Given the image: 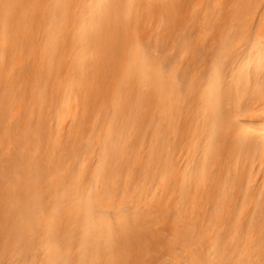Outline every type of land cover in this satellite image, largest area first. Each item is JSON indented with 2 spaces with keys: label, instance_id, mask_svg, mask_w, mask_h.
Here are the masks:
<instances>
[{
  "label": "bare ground",
  "instance_id": "1",
  "mask_svg": "<svg viewBox=\"0 0 264 264\" xmlns=\"http://www.w3.org/2000/svg\"><path fill=\"white\" fill-rule=\"evenodd\" d=\"M0 264H264V0H0Z\"/></svg>",
  "mask_w": 264,
  "mask_h": 264
},
{
  "label": "snow or ice",
  "instance_id": "2",
  "mask_svg": "<svg viewBox=\"0 0 264 264\" xmlns=\"http://www.w3.org/2000/svg\"><path fill=\"white\" fill-rule=\"evenodd\" d=\"M225 59L226 57H220L217 60V68L218 69H223L224 65H225Z\"/></svg>",
  "mask_w": 264,
  "mask_h": 264
}]
</instances>
